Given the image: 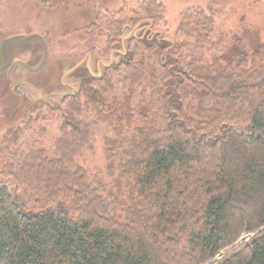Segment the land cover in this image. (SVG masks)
I'll return each mask as SVG.
<instances>
[{
  "label": "trees",
  "instance_id": "16d2710c",
  "mask_svg": "<svg viewBox=\"0 0 264 264\" xmlns=\"http://www.w3.org/2000/svg\"><path fill=\"white\" fill-rule=\"evenodd\" d=\"M134 2L90 29L114 42L164 22L162 2ZM228 4L184 11L167 48L133 39L129 61L43 116L50 144L34 119L5 133L0 174L17 187L0 182V264H264V42L227 43ZM103 122L108 178L80 162Z\"/></svg>",
  "mask_w": 264,
  "mask_h": 264
},
{
  "label": "rangeland",
  "instance_id": "374dc122",
  "mask_svg": "<svg viewBox=\"0 0 264 264\" xmlns=\"http://www.w3.org/2000/svg\"><path fill=\"white\" fill-rule=\"evenodd\" d=\"M135 0H0V28L6 35L38 31L46 36L49 45V55L45 65L36 72H31L27 80L42 87L45 91L62 88L60 84L63 74L64 61L72 64L88 51H93L97 57H107L111 48L118 45L120 37L114 42L109 39L108 32L100 33L90 29L96 23V16L100 12H113L126 9L128 17L130 9L136 8ZM142 1V0H139ZM165 5L164 22L158 23L153 31L154 37L162 33L166 37V45L173 40L181 15L193 6L206 7L208 0H158ZM124 14V15H125ZM216 29L225 33L227 43L232 41L231 36H244L248 46H255L257 42H264V0H229V4L215 18ZM133 25V24H132ZM144 40L152 41L155 40ZM111 40V41H110ZM130 41L127 59L135 55ZM99 55V56H98ZM105 55V56H103ZM128 60V61H129ZM164 61H170L168 57ZM123 61H121L122 63ZM120 63V64H121ZM74 73L79 78V72ZM90 77V76H89ZM87 77L83 86L86 84ZM91 79V78H90ZM96 83V82H94ZM81 87V89L83 88ZM120 91L116 90V93ZM18 96L9 89L6 71L0 72V142L5 133L12 127L32 122V129L28 133L50 144L59 136L60 128L56 121L44 119L50 115L51 106L37 100L31 102L24 99L20 104ZM63 105V103H62ZM55 109V108H53ZM113 133L112 127L99 123L95 130L96 140L93 149H89L80 158L93 176H107V167L113 163L106 159L105 136ZM6 178V177H4ZM105 178H108L105 177ZM12 188V187H11Z\"/></svg>",
  "mask_w": 264,
  "mask_h": 264
},
{
  "label": "water",
  "instance_id": "95a60500",
  "mask_svg": "<svg viewBox=\"0 0 264 264\" xmlns=\"http://www.w3.org/2000/svg\"><path fill=\"white\" fill-rule=\"evenodd\" d=\"M154 33L156 34L153 31V21L149 18H143L135 25L124 26L120 42L112 48L107 57L101 58L93 53H86L72 68L68 69L64 64L62 77L64 86L47 92L27 80L28 74L40 70L48 59L49 45L46 36L38 31L6 35L5 31L0 28V72L6 71L9 89L19 97L20 104L27 97L33 103L40 100L57 109L62 107L66 96H74L81 91L83 79L72 77V80H69L70 73L77 68H85L91 71L94 78L101 79L105 76L108 68L119 65L121 61L129 60L126 55L129 52L132 39L152 40L155 38ZM155 40L161 43L164 40L162 33ZM0 182L3 186L14 189L17 187L13 178H4L1 174ZM15 193L20 195L16 191Z\"/></svg>",
  "mask_w": 264,
  "mask_h": 264
},
{
  "label": "flooded vegetation",
  "instance_id": "af4514ba",
  "mask_svg": "<svg viewBox=\"0 0 264 264\" xmlns=\"http://www.w3.org/2000/svg\"><path fill=\"white\" fill-rule=\"evenodd\" d=\"M112 48H114V47H112ZM112 48H111V50H112ZM86 53H93L94 54V52L93 51H88V52H86ZM86 53H84L83 54V56H81V57H79L76 61H74L72 64L70 63V61L69 62H65L64 61V64H66V66L65 67H67L68 69L69 68H72L77 62H79L84 56H85V54ZM110 53V52H109ZM109 53L106 55V56H108L109 55ZM94 55H96V54H94ZM99 56V55H98ZM103 56H105V55H103ZM99 57H101V56H99ZM109 69V68H108ZM108 69H107V71H108ZM79 71V70H82L81 68H77L74 72H72V73H70V79L69 80H72V76H74V73L76 72V71ZM2 72V71H1ZM107 73V72H106ZM106 73H105V75H106ZM79 78H82L83 79V81H82V86H83V84H84V81H85V79L87 78V77H89V80H91V79H93V80H96V78H94V76L92 75V73H91V71L89 70V69H86V71H82V72H79V75H77ZM62 77H63V74H61V78H60V84H61V86L63 87L64 85L62 84ZM91 78V79H90ZM89 80H87V81H89ZM66 97H68V96H66ZM65 97V98H66ZM65 98H64V100H65ZM25 99L26 100H29L27 97H25ZM63 100V101H64ZM45 103V102H44ZM45 104H47V103H45ZM48 106H50L49 104H47Z\"/></svg>",
  "mask_w": 264,
  "mask_h": 264
}]
</instances>
